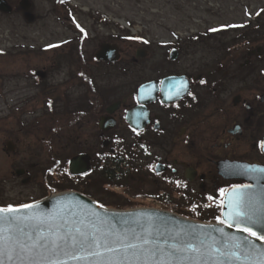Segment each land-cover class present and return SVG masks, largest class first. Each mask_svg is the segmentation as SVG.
<instances>
[{
    "label": "flooded vegetation",
    "instance_id": "flooded-vegetation-1",
    "mask_svg": "<svg viewBox=\"0 0 264 264\" xmlns=\"http://www.w3.org/2000/svg\"><path fill=\"white\" fill-rule=\"evenodd\" d=\"M16 1L10 10L3 0L10 14L31 4ZM75 1L55 0L71 34L58 40L71 47L66 60L32 66L23 76L33 92L0 114V166L5 154V182L16 192L4 204L0 191V207L75 193L131 207L120 211L164 201L218 224L221 189L264 187L252 171L264 168V43L244 46L242 35L234 49L195 52L173 30L154 39L130 20L115 30L117 19L90 11L84 24ZM99 49H116L117 59L98 58Z\"/></svg>",
    "mask_w": 264,
    "mask_h": 264
},
{
    "label": "snow or ice",
    "instance_id": "snow-or-ice-1",
    "mask_svg": "<svg viewBox=\"0 0 264 264\" xmlns=\"http://www.w3.org/2000/svg\"><path fill=\"white\" fill-rule=\"evenodd\" d=\"M220 192L227 196V213L217 223L246 237L194 225L165 232L138 220L135 226L117 227L96 213L63 206L51 212L39 205L0 207V264H68L88 257L94 258L89 264H264V248L253 243L264 242V231L253 230L264 229V198L257 200L249 185Z\"/></svg>",
    "mask_w": 264,
    "mask_h": 264
},
{
    "label": "rangeland",
    "instance_id": "rangeland-1",
    "mask_svg": "<svg viewBox=\"0 0 264 264\" xmlns=\"http://www.w3.org/2000/svg\"><path fill=\"white\" fill-rule=\"evenodd\" d=\"M4 1L10 10L17 3L16 0ZM29 1L30 7L17 6L14 14H10V10H0L1 115L17 104L23 95L33 92L31 82L25 79L31 77L28 73L36 70L35 67L41 69L64 62V55L71 50L66 43L58 41L62 36L71 35L63 32L62 24L57 21L58 14H63L61 7L56 8L55 0ZM71 4L81 8L76 12L81 21L90 12L117 19L111 22L115 30L125 28L130 20L132 31L146 27L154 39L170 38L168 32L176 31V39L182 49H195V52L197 49H234L241 43L242 35L249 38L244 46L264 43L261 39L264 33V0H77ZM83 23L86 24L85 21ZM258 25L263 28L259 29ZM63 72L59 70L58 77H62ZM10 162L4 154L0 166V191L4 204L14 200L16 194L12 186L5 182ZM159 202L160 207L168 212L205 223L204 215L178 213L171 205ZM149 203L145 201L143 207L153 206ZM105 208L120 211L131 207L111 205Z\"/></svg>",
    "mask_w": 264,
    "mask_h": 264
},
{
    "label": "water",
    "instance_id": "water-1",
    "mask_svg": "<svg viewBox=\"0 0 264 264\" xmlns=\"http://www.w3.org/2000/svg\"><path fill=\"white\" fill-rule=\"evenodd\" d=\"M0 10L3 12H9L4 5L3 0H0ZM96 56L99 58L103 57L105 60L114 61L117 59V51L116 49H99L97 51ZM264 142V138L263 141ZM262 151L264 153V146H262ZM264 169V168H263ZM258 175H264V172L258 171ZM251 192L255 195L257 200L264 198V187L260 185L258 182L254 181V184L250 186ZM228 191L227 193H230ZM59 202V203H58ZM30 205H39L40 210L45 212H51L54 209H57L61 206L65 208H71L75 212L79 213L83 210H87L88 212L96 213L99 217L107 220L109 223L116 225L117 227H128L135 226V222L138 220L141 223L151 222L154 226L159 228L161 231H169V230H187L188 226L194 225L199 226L204 231H208L212 228H223L224 232L229 236H240L246 237V233H240L236 231V229L228 228L225 225L215 224V223H201L198 221H193L190 219H186L182 216H179L175 213H171L165 210L160 209H152V208H138L127 211H118V210H110L106 209L93 200L84 197L75 193H66L60 194L52 197L44 198L36 203ZM227 196L224 197V210L222 213L225 215H221L222 219L226 218L227 213ZM19 208V207H14ZM23 214V213H22ZM253 230L259 232L264 231L259 226H253ZM213 235L219 236V233H212ZM253 243L258 248H264V242L253 240ZM92 257H88L87 260L74 261L69 259L68 264H89Z\"/></svg>",
    "mask_w": 264,
    "mask_h": 264
},
{
    "label": "built area",
    "instance_id": "built-area-1",
    "mask_svg": "<svg viewBox=\"0 0 264 264\" xmlns=\"http://www.w3.org/2000/svg\"><path fill=\"white\" fill-rule=\"evenodd\" d=\"M148 202H150L151 205H153V206H150L149 208H155V209L166 210V209H162V208L160 207V202H159V201L152 200V201H148ZM150 203H149V204H150Z\"/></svg>",
    "mask_w": 264,
    "mask_h": 264
}]
</instances>
